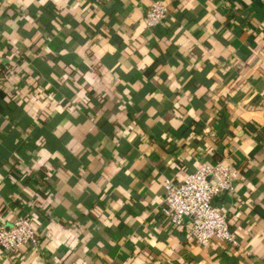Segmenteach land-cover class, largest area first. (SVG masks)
<instances>
[{
  "label": "crops",
  "instance_id": "obj_1",
  "mask_svg": "<svg viewBox=\"0 0 264 264\" xmlns=\"http://www.w3.org/2000/svg\"><path fill=\"white\" fill-rule=\"evenodd\" d=\"M0 0V264H264V0ZM239 169L238 246L169 227L165 180Z\"/></svg>",
  "mask_w": 264,
  "mask_h": 264
},
{
  "label": "built area",
  "instance_id": "obj_2",
  "mask_svg": "<svg viewBox=\"0 0 264 264\" xmlns=\"http://www.w3.org/2000/svg\"><path fill=\"white\" fill-rule=\"evenodd\" d=\"M169 15V4L154 0L146 12V25L150 30L156 29ZM239 172L231 164L205 162L198 164L183 181L167 178L161 208L167 225L204 248L217 241L238 246V237L227 213L214 206L212 201L234 193ZM39 241L31 221L24 215L17 216L10 226L0 224V247L7 252L15 254L24 246H38Z\"/></svg>",
  "mask_w": 264,
  "mask_h": 264
},
{
  "label": "water",
  "instance_id": "obj_3",
  "mask_svg": "<svg viewBox=\"0 0 264 264\" xmlns=\"http://www.w3.org/2000/svg\"><path fill=\"white\" fill-rule=\"evenodd\" d=\"M9 226H10V224H9Z\"/></svg>",
  "mask_w": 264,
  "mask_h": 264
}]
</instances>
